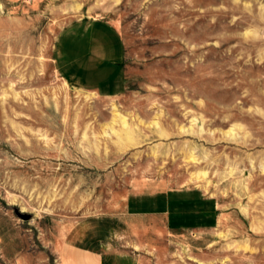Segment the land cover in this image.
I'll use <instances>...</instances> for the list:
<instances>
[{
	"label": "rangeland",
	"instance_id": "1",
	"mask_svg": "<svg viewBox=\"0 0 264 264\" xmlns=\"http://www.w3.org/2000/svg\"><path fill=\"white\" fill-rule=\"evenodd\" d=\"M93 19L120 38L115 95L60 70ZM155 194L184 200L175 231L128 209ZM83 251L264 264V0H0V264Z\"/></svg>",
	"mask_w": 264,
	"mask_h": 264
},
{
	"label": "crops",
	"instance_id": "2",
	"mask_svg": "<svg viewBox=\"0 0 264 264\" xmlns=\"http://www.w3.org/2000/svg\"><path fill=\"white\" fill-rule=\"evenodd\" d=\"M59 46L60 70L66 80L104 95L122 91V45L114 29L105 22L93 19L85 25L69 28L62 34ZM180 200L174 195L162 194L131 196L127 207L135 214L163 215L168 230H174L173 227L186 221L182 214L184 211H175L184 201ZM81 253L85 258L83 262L89 260L90 264H102L100 255L86 251Z\"/></svg>",
	"mask_w": 264,
	"mask_h": 264
},
{
	"label": "bare ground",
	"instance_id": "3",
	"mask_svg": "<svg viewBox=\"0 0 264 264\" xmlns=\"http://www.w3.org/2000/svg\"><path fill=\"white\" fill-rule=\"evenodd\" d=\"M122 127H123V128H124V127H126V125H125V123H124V122L122 123Z\"/></svg>",
	"mask_w": 264,
	"mask_h": 264
}]
</instances>
